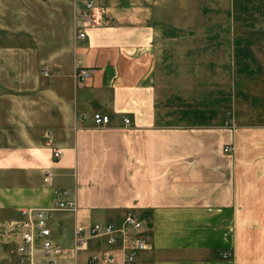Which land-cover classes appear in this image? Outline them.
I'll list each match as a JSON object with an SVG mask.
<instances>
[{"label":"crops","instance_id":"crops-1","mask_svg":"<svg viewBox=\"0 0 264 264\" xmlns=\"http://www.w3.org/2000/svg\"><path fill=\"white\" fill-rule=\"evenodd\" d=\"M77 1L0 0V222L18 221L23 208L49 209L60 264L107 250L118 260L119 234L112 245L90 237L71 252L73 231L117 226L127 214L145 243L133 264H264V119L251 111L227 118L219 104L215 114L188 108L187 92L175 89L184 76L155 54L161 31L169 48L187 31L186 17L205 12L190 0H95L96 23L77 39ZM230 5L211 13L235 15ZM38 31L39 40L22 39ZM223 31L233 47L258 43L231 39L235 26ZM77 65L91 70L80 82ZM228 91L230 105L237 94ZM93 113L107 123L95 125ZM59 198L76 210L51 209Z\"/></svg>","mask_w":264,"mask_h":264},{"label":"rangeland","instance_id":"rangeland-1","mask_svg":"<svg viewBox=\"0 0 264 264\" xmlns=\"http://www.w3.org/2000/svg\"><path fill=\"white\" fill-rule=\"evenodd\" d=\"M203 11L204 15H188L186 22L187 31H184L174 39H171L169 48L164 46V33H160L159 48L156 55L163 59L169 58L170 66L177 74H182L184 78L175 80L176 90L187 92V107L195 110L205 109V113H211L212 106L219 104L224 117H232L235 114L252 112L264 119V59L261 55L263 48H260V40L264 32L260 31H239L244 25L259 26L264 24V16L261 14L264 8V0H190ZM235 7V15L212 14L211 11L231 6ZM171 6L173 1H170ZM39 18V17H38ZM177 18V17H168ZM38 25V24H37ZM203 25L211 27L217 25L220 32L197 31L196 27ZM228 25L235 26L231 39L235 36L240 40L249 39L257 41V44L239 46L230 45V37L227 31H223ZM39 26V25H38ZM42 33V32H41ZM39 31L28 33L22 39L36 37L39 40ZM174 34V35H175ZM212 34L214 36L212 37ZM172 45V46H171ZM181 83L182 86L179 84ZM228 87L236 90V102L229 105ZM234 95V93H233ZM234 99V97H233ZM213 101V103H212ZM212 110V111H211ZM234 110L236 111L234 113ZM209 111V112H207ZM213 114L215 112L213 111ZM205 115V114H204ZM263 116V117H262ZM15 221L7 223L0 222V264H17L14 252L17 231Z\"/></svg>","mask_w":264,"mask_h":264},{"label":"built area","instance_id":"built-area-1","mask_svg":"<svg viewBox=\"0 0 264 264\" xmlns=\"http://www.w3.org/2000/svg\"><path fill=\"white\" fill-rule=\"evenodd\" d=\"M95 0H78L74 6V32L77 39H83L86 35V29L96 23ZM89 68L77 65L73 72V78L76 82L83 81L90 73ZM46 71L43 70V74ZM92 120L97 126L107 123L108 117L101 113H93ZM125 123L128 119H123ZM227 150V148H224ZM54 157H58L59 150L52 151ZM47 172L43 181H46ZM65 191L60 190L58 196L64 195ZM51 209L63 211H75L76 205L71 200L59 198L55 200ZM49 209L44 208H23L20 209V218L14 222L18 233V241L15 244L14 251L17 254L18 264H60L59 258L64 254V250L54 245L50 240V229L47 225V214ZM140 222L131 214L123 217L119 225L94 223L86 228L75 226L73 231V244L71 252L85 246L90 237L104 236L107 245H112L116 240V234L122 239L121 253L116 260L111 251H104L101 255L91 254L88 256L86 264H133L135 253L145 247V243L138 235L140 231ZM38 241L39 252L42 257L41 262H35L33 255L35 251L34 243ZM128 241V245H125Z\"/></svg>","mask_w":264,"mask_h":264}]
</instances>
